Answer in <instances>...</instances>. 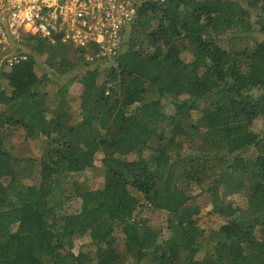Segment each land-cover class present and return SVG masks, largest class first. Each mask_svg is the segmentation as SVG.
Returning a JSON list of instances; mask_svg holds the SVG:
<instances>
[{"label":"trees","instance_id":"1","mask_svg":"<svg viewBox=\"0 0 264 264\" xmlns=\"http://www.w3.org/2000/svg\"><path fill=\"white\" fill-rule=\"evenodd\" d=\"M134 4L102 71L34 37L0 64V264H264V0ZM150 86L176 110L150 103ZM98 154L90 190L79 177Z\"/></svg>","mask_w":264,"mask_h":264},{"label":"built area","instance_id":"2","mask_svg":"<svg viewBox=\"0 0 264 264\" xmlns=\"http://www.w3.org/2000/svg\"><path fill=\"white\" fill-rule=\"evenodd\" d=\"M136 17L134 0H0V56L10 68L24 59L8 54L12 43L34 37L111 58Z\"/></svg>","mask_w":264,"mask_h":264},{"label":"rangeland","instance_id":"3","mask_svg":"<svg viewBox=\"0 0 264 264\" xmlns=\"http://www.w3.org/2000/svg\"><path fill=\"white\" fill-rule=\"evenodd\" d=\"M143 1L144 0H142V2ZM127 36H128V33L126 34L125 38ZM20 46L21 47L24 46V45H21V41L12 43L11 49H10V51H8V54H10V55L14 54V55H17V56L21 55L22 54L21 52L18 53V51L20 50L19 48H21ZM68 48L70 49V54H72V55H75V54L77 55L78 54L76 52V50H74L73 48H71V47H68ZM44 56L45 55L35 56V63H36L35 71H36L37 75H39V76L42 75L43 72L47 73L45 68H44V65H43ZM85 56H86V54H85ZM97 60L98 61H96L94 63H91L89 67L92 68L94 66H98L99 71H102L103 68L107 67V62L105 63L104 61H102L100 59H97ZM2 62H3V59L1 57L0 64ZM81 70L82 69L79 68V71H81ZM79 71L77 73H75V77H78V75L80 73ZM72 78H73V74L68 75V76H66L64 78H61V79L54 78L52 80V82L48 83V85L45 86V90H47L49 93L53 94L55 89H56V86L59 83L64 84L67 81L72 80ZM82 88L83 87L81 86V84L79 82H77V81H74L72 84L69 85L68 94H69V97H70L71 101L77 100L79 98L80 93L82 91ZM147 96H148L149 102L150 103H155L156 107H159V106L161 107L162 105H164L163 102L158 101V99L156 98V92H155V90H154V88L152 86L148 87ZM164 106H165V111L167 113H171V111H173V110L175 111L176 110V106H174V105L172 106L170 104H168V105L166 104ZM183 112H184V110H183ZM196 118H197V116H194V119H196ZM258 123L259 124L255 125L254 131L256 133H260L261 134L262 125L260 124L261 122H258ZM101 158H102V156L100 154H98L97 157H96V161H95L93 167L90 168V169H87L82 174H80L79 181L82 184H86L90 190H95V189L99 188L101 186V184H102V176L100 175V173H101V170H100V160H101ZM46 174L47 173L44 171V169L40 170L39 174H36V180L38 178V181L40 183L41 190L43 191V193H46L49 190V188H50V180H49V178H47ZM233 203L235 205H241V200H238L237 197H234L233 198ZM206 212L207 211H204L202 213V216H201V219H200L201 220L200 221L201 228L206 230L207 232L216 231L220 227V225H222V222H220L218 219H216L214 217H209ZM259 235H260L259 242H260V246L262 247V246H264V234L261 233ZM88 243H89V238L86 237V236H84L82 238H77L75 240V242H74L75 251H78L79 249H82L84 251L90 250V247L88 246ZM262 251H263V249H262Z\"/></svg>","mask_w":264,"mask_h":264}]
</instances>
